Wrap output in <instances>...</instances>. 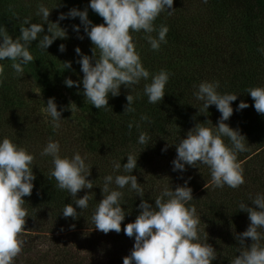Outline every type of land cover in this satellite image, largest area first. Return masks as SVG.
Wrapping results in <instances>:
<instances>
[{"label": "trees", "instance_id": "obj_1", "mask_svg": "<svg viewBox=\"0 0 264 264\" xmlns=\"http://www.w3.org/2000/svg\"><path fill=\"white\" fill-rule=\"evenodd\" d=\"M40 3L53 8L49 19L55 22L61 13L73 7L83 10L90 0H0V26H5L13 37L19 35L26 17H31L32 22H41L36 16ZM173 7L171 15L162 12L154 22L157 29L161 24L169 27L167 43L158 51L151 49L143 31L133 34L144 66L152 74L161 69L171 73L167 93L159 104L149 103L143 93L151 77L134 86V113H124L131 90L123 85L120 95H110L109 106L104 109L86 102L82 82L79 87L66 86V78L82 81L84 75L77 62L80 57L76 47L82 49V54L92 55L93 44L79 17L60 21L68 36L57 38L47 50L37 46L39 37L32 42L30 51L36 59L25 67L23 77L14 73L12 61H0L6 77L0 86V139L8 137L35 153L36 180L32 194L24 197L29 216L23 233V250L39 249L33 264H87L74 255L78 245L83 248L79 253L104 257L109 264H123L135 244V237L125 235L123 228L140 214L141 201L147 199L154 205L161 186L175 188L185 181L193 189L194 199L190 203L202 217L201 227L205 235L208 233V243L218 253L212 264H231V258L239 255L241 245L236 237L250 225L248 212L239 210V205L244 202L253 206L250 196L264 193V114L255 110V101L247 92L249 88L264 86V54L259 51L264 48V0H207L206 3L174 0ZM88 13L94 24L104 22L91 8ZM75 25H80L79 32L73 30ZM61 44L66 45L63 52L59 49ZM68 61L71 67L63 70L64 62ZM205 80H219L221 94H238L233 102V115L226 123L246 136L248 150L238 153L245 183L235 189L227 185L216 188L211 184L206 188L205 184L211 180L207 165L173 171L172 161L177 155L175 143L186 137L197 123L219 122L221 113L216 106L211 105L207 114H201L202 102L193 96L196 90L193 86ZM50 97H55L58 109H65L58 131L53 130L50 118L42 112ZM241 101H246L249 107L236 110ZM72 102L76 103L74 113L70 108ZM145 114L149 120L141 121L140 117ZM141 131L151 137L147 147L138 144ZM49 138L60 142L62 156H70L75 151L87 153L93 165L89 179L93 180L94 187L77 194L78 197L88 194L89 205L87 209H77V217H64L62 213L68 203L74 206L76 198L67 190L58 189L55 178L47 177L53 168L52 157L41 156L40 152ZM225 141L228 142L227 138ZM166 145L167 150L163 151ZM129 152H135L138 158L133 174L145 188V195L139 197L127 186L122 189L126 202L122 229L119 233L113 230L105 234L95 229L92 216L104 198V177L126 174L123 168L113 172L112 162L126 163ZM252 243L251 238L244 241L245 246Z\"/></svg>", "mask_w": 264, "mask_h": 264}, {"label": "clouds", "instance_id": "obj_2", "mask_svg": "<svg viewBox=\"0 0 264 264\" xmlns=\"http://www.w3.org/2000/svg\"><path fill=\"white\" fill-rule=\"evenodd\" d=\"M173 5L174 0H90L83 10L73 7L67 13H61L58 20L53 22L49 19L53 8L40 3L36 16L40 17L41 22H32L31 17H26L20 26L19 35L13 37L5 26H0V61H12L14 73L23 77L25 67L36 59L30 51L32 42L39 37L37 46L47 50L57 38L68 36L60 21L79 17L93 44L92 55L82 54V49L76 47L75 52L80 57L77 62L84 75L82 81L66 78V86L79 87L82 82L86 102L104 109L109 106L110 95H120L123 85L131 90L126 97L124 113H134V86L151 77V82L144 85L143 93L149 103L159 104L167 93L166 85L171 73L161 69L152 74L144 66L133 34L143 31L151 49L158 51L162 44L167 43L169 27L161 24L157 29L154 22L162 12L171 15L175 10ZM88 8L101 16L104 22L94 24L89 19ZM73 30L79 32L80 25H75ZM80 38L83 39V36ZM59 49L61 52L65 51L66 45L61 44ZM259 51L264 54V48ZM70 67L71 61L64 62L63 70ZM5 78L4 66L0 65V86ZM193 87L196 89L193 92L195 100L202 102L199 113L207 114L209 107L215 105L221 116L216 124L211 120H207L208 125L197 123L186 137L175 143L177 155L172 161L173 171L183 172L186 166L207 165L211 180L205 184L206 188L209 184L216 188H223L225 185L238 188L245 183L244 169L237 157L239 152L248 150L246 136L226 123L233 115V102L237 100L238 94L218 92L219 80H205ZM247 92L255 101V110L264 114V86L249 88ZM75 107L76 103L72 102V113L75 112ZM247 107L249 104L241 101L236 110ZM64 110L58 109L55 97L48 98L46 107L42 109L46 117L50 118L54 131L61 128ZM140 119L148 121L149 117L145 114ZM132 126L130 123L129 128ZM136 126L139 127V124ZM150 142V135L141 131L138 144L147 147ZM167 147L168 145L162 150L166 151ZM40 155L52 157L53 168L47 177L55 178L58 189L67 190L72 198H76L74 206L68 203L62 210L64 217H77V209H87L90 199L88 194L83 197H78L77 194L82 189L94 187L93 180L89 179L93 165L89 162L88 154L82 155L75 151L70 156H62L60 142L49 138ZM34 161L35 153L26 147L8 137L0 139V264H14L25 244L23 233L29 214L24 207V197L30 196L35 186ZM112 163L113 172L118 173L123 168L126 174H108L104 177V198L95 208L92 220L95 229L105 234L113 230L119 233L122 229V221L126 217L123 207L126 204L125 193L122 189L127 186L137 196L145 195V188L133 174L138 165L135 152H129L127 162L122 165L118 160ZM193 199V189L188 181L175 188L167 184L161 186L154 205L143 199L138 206L142 209L140 214L123 228L125 235L135 237L134 247L130 255L124 257L123 264H212L218 253L208 243V233L205 235L201 227L202 217L196 206L190 203ZM249 199L253 206L244 202L239 205V210L248 212L250 225L236 237L241 247L239 255L231 258V264H264V193H257ZM246 238L253 241L251 246H245Z\"/></svg>", "mask_w": 264, "mask_h": 264}, {"label": "rangeland", "instance_id": "obj_3", "mask_svg": "<svg viewBox=\"0 0 264 264\" xmlns=\"http://www.w3.org/2000/svg\"><path fill=\"white\" fill-rule=\"evenodd\" d=\"M41 246L42 245H40V248ZM74 250V255L79 257L77 258L78 261H81V259H83L84 262H87V264H109L107 259L104 257L98 258L96 257V255L87 254L84 251L79 253L80 250H83L80 245L75 247ZM38 251L39 249L32 252L22 249L21 253L18 255V258H15L14 264H33V262L37 259V255L39 254Z\"/></svg>", "mask_w": 264, "mask_h": 264}]
</instances>
